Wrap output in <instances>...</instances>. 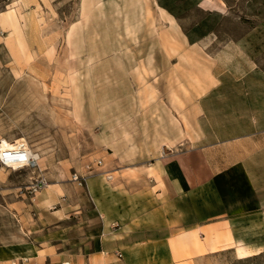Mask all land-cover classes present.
Segmentation results:
<instances>
[{
	"label": "rangeland",
	"instance_id": "374dc122",
	"mask_svg": "<svg viewBox=\"0 0 264 264\" xmlns=\"http://www.w3.org/2000/svg\"><path fill=\"white\" fill-rule=\"evenodd\" d=\"M247 72L259 75L234 78ZM242 83L264 87V0H0V138L40 157L0 165V183L26 204L54 184L67 214L68 195L110 218L118 199L122 213L143 207L155 159L231 131L232 105L209 117L208 99ZM17 210L0 206V243L22 235ZM243 255L198 264H264V252Z\"/></svg>",
	"mask_w": 264,
	"mask_h": 264
},
{
	"label": "crops",
	"instance_id": "0c3cea01",
	"mask_svg": "<svg viewBox=\"0 0 264 264\" xmlns=\"http://www.w3.org/2000/svg\"><path fill=\"white\" fill-rule=\"evenodd\" d=\"M251 75L259 73L234 78ZM226 90L212 91L208 109L210 117L211 108L232 105L225 110L235 124L231 131L226 127L224 137L216 131L207 146L155 159L143 207L122 213L118 199L110 218L68 195L67 214L56 185L26 204L25 194L14 199L1 178L0 206L22 213L14 215L22 235L17 231L10 242L0 243V264H126L117 257L125 253L198 264L219 252L244 254L240 258L264 252V87L242 83Z\"/></svg>",
	"mask_w": 264,
	"mask_h": 264
},
{
	"label": "built area",
	"instance_id": "2783aa9c",
	"mask_svg": "<svg viewBox=\"0 0 264 264\" xmlns=\"http://www.w3.org/2000/svg\"><path fill=\"white\" fill-rule=\"evenodd\" d=\"M37 160L30 154V150L25 144H20L12 149L5 148L0 152V165L13 170V166L19 167L18 169H31L37 165ZM102 162L97 161L98 166ZM78 177L73 175V181H77Z\"/></svg>",
	"mask_w": 264,
	"mask_h": 264
},
{
	"label": "bare ground",
	"instance_id": "6f19581e",
	"mask_svg": "<svg viewBox=\"0 0 264 264\" xmlns=\"http://www.w3.org/2000/svg\"><path fill=\"white\" fill-rule=\"evenodd\" d=\"M25 144L24 143V140L22 139V140H16V142H14V143H10V142H8L6 139H3V138H0V152L3 150V149H5V148H9V149H12V148H14L15 146H18V145H20V144ZM26 145V144H25ZM30 154L34 157V158H36V159H39L40 157H39V154L38 153H35V152H32L31 150H30ZM19 167H17V166H13V170H17Z\"/></svg>",
	"mask_w": 264,
	"mask_h": 264
}]
</instances>
